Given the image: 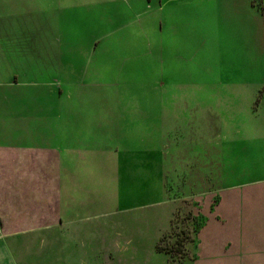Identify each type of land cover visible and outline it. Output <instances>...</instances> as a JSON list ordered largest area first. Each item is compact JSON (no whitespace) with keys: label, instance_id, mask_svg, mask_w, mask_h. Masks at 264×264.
Masks as SVG:
<instances>
[{"label":"rangeland","instance_id":"obj_1","mask_svg":"<svg viewBox=\"0 0 264 264\" xmlns=\"http://www.w3.org/2000/svg\"><path fill=\"white\" fill-rule=\"evenodd\" d=\"M0 190L16 264H264V0H0Z\"/></svg>","mask_w":264,"mask_h":264},{"label":"crops","instance_id":"obj_2","mask_svg":"<svg viewBox=\"0 0 264 264\" xmlns=\"http://www.w3.org/2000/svg\"><path fill=\"white\" fill-rule=\"evenodd\" d=\"M58 55L60 56V54L58 53ZM57 61V59H56ZM36 59H34L33 61H31L32 64H34L35 66H26V69L27 70H21L23 73L27 74V73H33V74H36L38 71H42L43 69V65H42V62H43V57L41 59V56H40V61L36 64ZM18 75L14 76V79L15 81L11 83V86H8V88H11L13 87L14 85L16 86V88L19 86V81H18ZM34 83H30V85H33ZM13 85V86H12ZM53 96V95H52ZM56 99L55 100H59L58 99V95L55 96ZM68 120V119H67ZM14 148H11V149H8V150H11L13 152H17L20 151L21 147H18L17 145L16 146H13ZM69 147V145H68ZM74 148V147H72ZM20 149V150H19ZM117 154H119V158L121 157L122 158V155H121V152H117ZM118 158V159H119ZM120 158V159H121ZM117 159V158H115ZM75 182V180H74ZM51 183V180H44L42 181V184L44 185H47V184H50ZM37 184H41V183H37L36 181H31L30 184L28 186H31V190L34 191V195L33 197L30 198V201H33L36 200L35 198L37 197V199H39V197L37 196V192H36V186ZM28 190V189H27ZM5 193L4 192H1L0 190V210L3 209V202L5 200V197H4ZM237 198H234L233 200H236ZM224 200L223 198L220 197V203H222ZM43 208L45 209H52V204H46ZM31 209H34V211L38 210V211H41L42 208L40 209H37L36 207H31ZM36 214V213H35ZM34 214V215H35ZM11 231V228H8V229H5V221L4 220H1L0 219V264H16L14 259L12 258L11 256V252H10V246H9V239L7 238V236L5 235L6 233H9ZM14 232H16V229L14 230ZM252 255V258L256 257L257 260L259 262L263 261L262 263H264V245H262L261 247H259L255 253H249V256L251 257Z\"/></svg>","mask_w":264,"mask_h":264},{"label":"trees","instance_id":"obj_3","mask_svg":"<svg viewBox=\"0 0 264 264\" xmlns=\"http://www.w3.org/2000/svg\"><path fill=\"white\" fill-rule=\"evenodd\" d=\"M197 232H198V231H197ZM197 232H196V233H197ZM181 246H182V244H179V247H181ZM158 250H159L160 252H162L161 248H160V249L158 248ZM181 252H182V248L175 249V247H172L171 249L166 250V251H165V254H166V255L174 256V255H177V254H181Z\"/></svg>","mask_w":264,"mask_h":264}]
</instances>
